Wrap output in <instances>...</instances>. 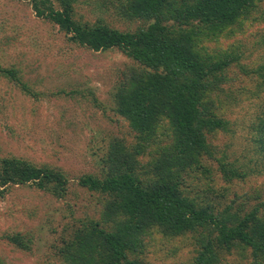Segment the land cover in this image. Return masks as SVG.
<instances>
[{"label": "rangeland", "instance_id": "374dc122", "mask_svg": "<svg viewBox=\"0 0 264 264\" xmlns=\"http://www.w3.org/2000/svg\"><path fill=\"white\" fill-rule=\"evenodd\" d=\"M78 5V19L80 15L89 21L101 18L120 31L146 25L141 20H127L108 0H79ZM30 7L24 0H0V64L20 69L17 78L27 91L0 76V157L52 167L63 173L66 185L55 195L31 182L0 185V264H60L54 253L63 231L94 221L103 202L99 194L79 187V180L87 175L102 178L107 166L114 168L107 155L115 140H121L127 151L141 145L144 152L140 154L152 152L139 141L131 123L115 113L111 102L112 90L125 72L139 64L117 49L94 52L68 44L57 27L36 18ZM263 11L264 1L254 12ZM261 20L246 29L236 28L238 23L224 27L207 34V41L196 42L194 47L203 65L215 71L210 89L205 93L202 89L201 108L225 109L222 118L234 134L212 135L224 169L219 170L220 162L209 159L202 164L207 170L197 169L182 189L187 197L210 205L215 214L231 206L230 212L240 209L264 217V156L253 153L248 140L251 124L264 113ZM89 91L98 107L83 94ZM260 127L263 133L264 121ZM163 135L162 126L154 124L149 138L160 146ZM157 151L149 157L151 161ZM225 171L229 173L224 175ZM16 236L25 240L27 250L10 242ZM147 243L135 255L149 264H194L203 245L200 235L193 240L190 234L168 239L154 233ZM213 253L221 255L217 264H249L253 259L251 252L243 257L235 248L225 254Z\"/></svg>", "mask_w": 264, "mask_h": 264}, {"label": "trees", "instance_id": "16d2710c", "mask_svg": "<svg viewBox=\"0 0 264 264\" xmlns=\"http://www.w3.org/2000/svg\"><path fill=\"white\" fill-rule=\"evenodd\" d=\"M24 1L36 18L57 27L68 44L94 52L117 49L139 64L125 72L112 90L111 102L115 113L131 123L139 141L152 150L145 156L140 154L141 145L127 151L121 140H115L107 155L114 168L107 166L102 178L87 175L79 180V187L99 194L103 202L94 221L63 231L54 253L60 264H149L135 252L141 254L154 233L168 239L190 234L195 240L200 235L203 245L194 264H217L221 255L213 252L225 254L234 248L243 257L251 252L249 264H264V217L240 209L230 212L231 206L215 214L210 205L187 197L182 189L197 169L207 170L202 165L207 160L220 162L212 135L234 134L222 118L225 109L201 108L202 89L204 93L210 89L215 71L203 65L195 43L206 42L207 34L237 23L236 28L242 29L258 24L264 11L256 14L255 6L264 0H108L127 20L146 22L133 31L109 27L101 18L89 21L80 15L78 19L79 0ZM21 73L0 64V76L27 92L17 78ZM83 94L91 97L94 108L99 106L91 91ZM263 121L264 113L251 124L248 137L253 153L262 157ZM154 124L164 129L160 146L149 138ZM0 161L3 187L31 182L54 195L64 191L65 176L52 167L9 156ZM220 167L223 170L225 165L220 162ZM10 242L28 249L19 236Z\"/></svg>", "mask_w": 264, "mask_h": 264}]
</instances>
